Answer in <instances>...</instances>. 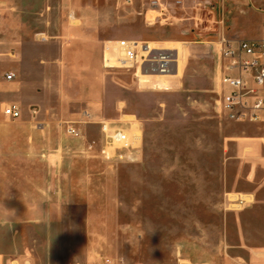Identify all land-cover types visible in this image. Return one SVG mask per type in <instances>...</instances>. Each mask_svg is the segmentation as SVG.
<instances>
[{"label": "rangeland", "instance_id": "rangeland-1", "mask_svg": "<svg viewBox=\"0 0 264 264\" xmlns=\"http://www.w3.org/2000/svg\"><path fill=\"white\" fill-rule=\"evenodd\" d=\"M151 1L0 0L2 77L13 72L19 52L55 58L63 42L81 51V40L67 35L78 29L99 38L106 81L103 102L90 109L75 100L76 77L61 75L54 61L51 96L42 100L48 110L37 107L38 115L19 120L1 116L0 167H21L16 190L36 201L31 207L39 218L36 226L6 224L0 235L8 244L13 231L12 242L37 264H101L106 258L117 264H251L247 246L264 245V218L244 211L253 199L231 207L264 182V125L227 123L217 114L221 0H185L176 7L177 0H161L163 11ZM241 2L243 13H227L230 28L264 14V0ZM119 40L177 48L180 78L105 70L104 48ZM4 97L11 99V92ZM87 109L91 122L84 119ZM44 119L50 122L45 130ZM99 121L141 142L117 151L123 159L108 160ZM67 126L81 129V137L69 135Z\"/></svg>", "mask_w": 264, "mask_h": 264}, {"label": "crops", "instance_id": "crops-1", "mask_svg": "<svg viewBox=\"0 0 264 264\" xmlns=\"http://www.w3.org/2000/svg\"><path fill=\"white\" fill-rule=\"evenodd\" d=\"M242 2L238 3V0H221L222 15L221 20L218 21L220 33L232 40H259L264 34L263 13H255L253 19L243 18L234 22L231 28L227 26L228 24L225 20L227 13L230 10L237 14L243 13L242 10H240ZM67 35L81 40L80 43L83 45L81 51H75L63 42L60 53L58 57L55 58L47 54L39 55L25 51L14 55L12 61L13 72L11 73L14 75L13 81L9 82L6 80V76L2 77L0 75V120L4 117L2 114L3 107H6L7 105H17L22 113L21 118L23 115H38L37 107L41 110H48L42 100L51 96L50 70L53 68L52 62L54 61L57 68L60 69L61 75L76 77L75 83L78 86L79 92L75 100L93 110L99 106L100 102H103L106 81L101 74L102 65L99 54V38L95 37V34H87L78 29L67 33ZM37 41L35 39L33 42L36 43ZM42 41L48 42V39ZM67 44L69 45L72 43L67 42ZM174 49L177 50V48ZM182 65L183 62L180 55L178 72L175 76L154 77L145 74L141 79H179L182 72ZM36 76H39L40 79H37ZM12 82L14 83L11 86L9 83ZM8 91L11 92V99L4 97ZM90 109H87L84 113L87 112L92 118H94ZM49 123L50 122L45 119L40 121V124L45 125L44 130ZM87 125L89 124L82 127L83 132H86ZM78 130L81 137L82 130ZM90 148L93 147L90 146ZM20 168L21 167H0L1 230L4 229L3 226L6 224H11L12 227L17 226L13 221L21 220H23L28 226H36V220L39 218L35 213V209L31 207V204H36V201L22 199L18 190H16L22 186L20 181L21 177L18 174ZM9 172H12L13 174H8ZM16 172L17 174L15 175ZM263 193L264 182L261 181L259 184L256 183L254 185L253 190L243 192L239 195L238 199H244L245 197H251L253 199L252 205L244 209L245 213L252 212L255 215H258L261 219L264 218V215L260 214L261 212H264V197H261ZM21 205H28V207H22ZM47 218L49 219L51 216H47L46 219ZM9 221L12 223H7ZM3 239L4 236L0 235V264H37L31 257L26 254H21V249L12 242L15 239L13 231L11 232V243L4 244L2 241ZM247 249L252 252V254L249 255V262H251V264H264V245H251L247 246Z\"/></svg>", "mask_w": 264, "mask_h": 264}, {"label": "built area", "instance_id": "built-area-1", "mask_svg": "<svg viewBox=\"0 0 264 264\" xmlns=\"http://www.w3.org/2000/svg\"><path fill=\"white\" fill-rule=\"evenodd\" d=\"M185 0H177L174 7L181 6ZM151 5L163 11L161 0H152ZM165 6V10H167ZM1 12V6H0ZM216 46L219 53L218 89L216 109L219 118L228 123L264 125V34L259 40H232L219 33ZM113 57L117 56L116 64ZM178 51L136 40H119L105 46L103 67L105 70L135 71L136 76L173 77L178 72ZM7 81H13L14 75H6ZM2 114L5 118L18 120L21 110L17 105H7ZM88 122L93 118L84 113ZM105 146L102 155L110 160L117 156V151L136 149L141 137L132 134L123 127L113 126L106 121H99ZM67 133L74 138L80 132L73 126H67ZM123 159L122 155L117 156ZM248 202L236 199L231 207H241ZM101 264H117L106 258Z\"/></svg>", "mask_w": 264, "mask_h": 264}, {"label": "bare ground", "instance_id": "bare-ground-1", "mask_svg": "<svg viewBox=\"0 0 264 264\" xmlns=\"http://www.w3.org/2000/svg\"><path fill=\"white\" fill-rule=\"evenodd\" d=\"M174 50H175V49H174ZM176 51H178V50H176ZM178 57H179V59H180V52H179V51H178ZM112 58H113L112 63H113V64H116L117 56H115V57L112 56ZM137 132H138V131H137Z\"/></svg>", "mask_w": 264, "mask_h": 264}]
</instances>
